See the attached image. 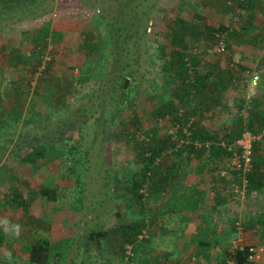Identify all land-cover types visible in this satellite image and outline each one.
I'll list each match as a JSON object with an SVG mask.
<instances>
[{
  "label": "rangeland",
  "instance_id": "rangeland-1",
  "mask_svg": "<svg viewBox=\"0 0 264 264\" xmlns=\"http://www.w3.org/2000/svg\"><path fill=\"white\" fill-rule=\"evenodd\" d=\"M7 1L12 0H0V65L17 62L16 58L24 60L25 55L18 50L19 47L23 50L26 46L28 48L24 42L16 50L6 49L4 40L7 39L5 36L7 29L25 30L43 26L50 28L59 23V37L53 40L48 36L47 46L44 51L41 50L42 63L36 69L37 73H43L41 75L51 73L54 87L44 90L29 85V95L35 88L39 91L38 96H44L46 104L48 103L46 105L41 102L36 105L35 102L32 108L40 114L35 115L38 132L50 134L47 137L52 135V138H56L59 132H64L63 137L67 141H62L60 148L49 150L41 159L23 162L21 157L26 154L25 148L23 144L16 143L19 133L25 128L23 118L28 115L25 113L26 109L16 126H11L9 122V126L3 123L0 128V145L7 146L0 157V193L11 188L15 180L14 175L9 172L11 168L22 171L24 180L21 189L26 197L31 198L30 191L33 189L39 191L45 186L57 189L56 201H51L45 196H32L29 207L32 211H39L42 223H50L53 213L58 212L59 208H67L74 203L80 208L81 215L74 242L65 249L63 259H57L58 255L61 256L60 251H53L56 255L53 256L51 264H103L107 260L109 264H221L216 260V255H222L224 251L233 249L242 241L264 243V228L255 221L259 213H264V192L251 193L247 198L238 196L241 195L239 192L241 189L237 190L236 185L221 181L227 170L221 163L205 161L197 154L191 156L184 154L179 158L166 153L162 157V164L173 167L175 177L171 182L175 184V181H178L177 185L180 188L177 193L184 191L190 199L200 201L201 208L195 209L196 222L189 224L191 217L164 210L165 203L169 204L168 210L171 211L175 207L172 203L181 202L182 198L164 194V197H168L164 202V198L155 199L145 190L142 206L147 228L143 230L146 231L144 239L140 241L135 254L128 259L126 251L122 255V239L116 233H109V236L102 240L103 247L96 240L89 242L87 245L89 251L85 253L84 239L87 232L94 228L95 225L91 226L93 221L98 227L103 226L104 230L110 231L117 225V220H132L138 217V210L129 200L130 193L126 192L125 188L127 180L132 177L138 165L136 151L128 139L132 133L140 139L141 134L135 132L131 125L123 129L116 123L112 124L111 130L105 132V118L101 113L104 106L101 103L103 93L111 89L113 76L119 74L118 69L121 67L118 61L121 48L116 47V43H111L106 31L101 32V26L107 27L106 22L113 20L117 4L121 2L123 4L124 1L16 0L12 3ZM5 2L10 8L4 7L3 10ZM195 13L204 15L217 25L225 24L228 26V32L235 33L227 37L229 48L222 56L209 53V49L207 53L206 41L198 47V51L199 54L206 52L203 57L207 62L216 64V68L219 67L229 73L233 70L238 75H234L235 79L232 78L233 81L228 82L226 88L218 93L219 101L201 118L202 124L214 128L225 121L239 127V122L246 121L249 114L248 106L252 108V102L247 105L249 99H257L264 107V87L249 88L246 79L243 81L242 77L246 70L258 76L264 75L262 14L255 13L251 18L248 12L238 8L237 0H156V5L150 11L149 34L144 35L139 48L140 66L135 68L132 77L124 80L125 90L129 91L130 97H135L142 129H151L155 124L151 115L156 105L154 94L161 91L163 86L160 67L164 56L161 55L160 48L165 53L169 52L171 26L177 18H184L193 23ZM102 15L106 19L105 22L100 19ZM94 42L97 47L91 49L89 45ZM31 63L33 66L34 62ZM35 77L33 73L30 81H36ZM67 81L72 83L70 85L72 93L63 103L61 87ZM241 97L245 99V108L238 112L237 106ZM120 116L123 121H127L126 112L120 113ZM165 121L162 120L160 123L168 126ZM168 130V133L175 132V128L172 127ZM9 137L12 138L10 142L6 141ZM42 146L46 147L47 144ZM68 146L71 148L70 151L66 149ZM19 161H22L20 166ZM200 166L202 169L198 171ZM231 172H226L227 176L224 177H232ZM110 175L116 178L113 180L111 191L106 195L102 207L94 210V205L98 204L97 200L99 201L100 190ZM231 180L233 181V178ZM210 193L218 194L222 203L215 205L213 199L208 197ZM5 208L9 206L0 207V211H4ZM201 210L203 214H200ZM235 215L246 221L242 233L236 240L231 223ZM209 228H217L224 234L229 233L227 238L206 251L209 256L204 258L198 254L201 248L198 241L207 242L212 239L208 232ZM193 237L197 238L194 244L191 240ZM3 247L0 248V264H27L26 249ZM10 250L16 253L11 259L7 256Z\"/></svg>",
  "mask_w": 264,
  "mask_h": 264
},
{
  "label": "trees",
  "instance_id": "trees-1",
  "mask_svg": "<svg viewBox=\"0 0 264 264\" xmlns=\"http://www.w3.org/2000/svg\"><path fill=\"white\" fill-rule=\"evenodd\" d=\"M12 1L14 2L16 0ZM12 1L7 2L12 3ZM122 1H124L123 4L122 2L117 4L118 7L117 11L113 13V20L106 22L107 27L105 25L101 26V32L106 31L111 43H116V47L121 48L120 51L122 53L119 54L118 58L121 66L118 69L119 74L116 77L113 76L111 89L103 93L104 98L101 103L104 106L102 107L101 113L105 118V132L111 130L112 124L116 123L121 125L123 129L131 125L135 132L138 131L141 134H139L140 139L135 133H132L131 138L128 139L129 144L136 151L138 165L135 171H133L132 177L130 176L127 180V187L125 188L127 190L126 192L130 193L129 200L135 206L134 208L138 210V217L132 220H117V225L110 229V231L104 230L103 226L98 227L93 221L91 226H95L92 229L89 227L90 230L86 234L84 245L85 253H88L87 245L89 242L96 240L103 247L102 240L106 239L109 233H116L122 239V255L126 251V258L128 259L131 255L133 256L135 254V251L140 245V241L144 239L143 237L146 231L143 230L147 228L145 212L142 206V200L145 199L143 191H149V195H153L155 199L164 198V202L168 199V197L163 196L164 194L182 198L183 201H175L172 203L175 204V207L171 211L168 210L169 204L165 203L164 210L167 212H177L180 216L191 217L189 224L196 222L197 212L195 209L196 207L201 208L200 201H197V203L193 199H190L185 195L184 191L180 194L177 193L180 188L177 185L178 181H175V184L171 182L175 177L173 167H166L162 164V157L166 153L173 154L179 158H182L184 154H187V156L197 154L203 157L205 161L210 160L215 163H221L227 169L225 170L227 173L232 171L231 173L233 174L232 177L227 178L224 177L227 176L225 172L221 177V181L236 185L237 190L241 189L239 192L243 193L245 198L251 193L264 192V107L260 105L261 103L257 99H249L247 105L252 102V108L248 106L247 110L249 114L247 115L245 123H238L240 125L239 127L232 123L227 124L225 121L219 123L214 128L205 127L202 124L201 118L219 101L218 93L226 88L228 82L235 79L234 75H238L233 70L229 73L228 71L224 72L219 67L216 68V64L207 62L206 58L203 57V55H206V52L199 54L198 51V47L206 41L208 43L207 53L209 49V53L222 56L227 53L226 51L229 48L227 37L235 33H232L233 31L228 32L227 25H217L204 15L195 13L193 14V23L188 22L184 18H177L176 22L171 26L169 52L165 53L160 48L161 55L164 56L162 59L163 63L160 67L163 86L161 91H156L154 94L156 105L152 109L151 115L155 124L151 129H142L135 97H130L129 91L125 90L124 80L132 77L135 68L140 66L141 55L139 54V48L144 35L146 33L149 34L150 11L156 5V0ZM237 2L238 8L241 11L248 12L251 18H253L255 13H260L264 16V0H237ZM4 7L10 8L6 2L4 3L3 10ZM100 19L103 22L106 21L103 15ZM58 27L59 23L57 22L50 28L49 26L25 30L23 28H10L6 30L5 28L7 33L5 35L7 39L4 40L6 49L12 50L14 48L16 50L24 42L27 43L28 48L26 46L25 50H23L19 47L18 50L25 55V61L16 58L18 60L17 62L14 61L12 64L0 65V77L2 80L8 76H11L10 78L14 83L18 81L19 77L32 79L33 73L36 72L37 67L42 63V60H40L43 57L41 50L44 51L46 48L48 36H51L53 40L58 39ZM97 31L99 32L100 28ZM217 35L222 36L226 42V50L222 54H216L211 51L212 43L217 39ZM14 43H17V45L15 46ZM89 47L95 49L97 47L96 42L89 45ZM32 61L34 62L33 66ZM233 65L231 63L232 67H234ZM5 68H10L14 72L7 74ZM21 70H26L27 72L20 74ZM252 75L256 74L246 70V74H242L243 81L246 79L248 84ZM71 84L70 81H67L61 87L63 103L72 93ZM1 86L5 88L6 85H2L1 83L0 88ZM257 87L261 88L264 85H258ZM22 96L25 100L22 102L18 101L13 108L4 112H2V109L6 96L0 99V128L3 123L9 126V122L11 126H16L24 111L22 103L27 101L28 106L26 107L25 113L28 115H25L23 118L25 128L19 133L16 144H23V148L27 150L26 154L21 157V160L23 162H31L35 158H43L49 150L60 148L62 141H65L66 138L63 137L64 132H59L56 138H52V135L47 137L50 134L38 132V123H36L35 115L40 114L36 113L32 108L35 106V102L36 105L41 104V102L46 104V98L44 96L41 97L35 93L29 95V88L22 91ZM244 101L245 99L241 97L237 106L238 112H241L245 108ZM123 112L127 114V121H123L120 116V113ZM28 116L29 118L27 119ZM162 120H166L165 122L168 126L165 123L161 124L160 121ZM169 127L175 128V132L168 133ZM244 131L251 132L254 135H261L253 143L251 163L247 170L243 169V161L240 156L241 150L236 145V141ZM11 140V137L6 139L8 142ZM32 143H38L39 146L30 151L28 145ZM40 144H47V146L44 147ZM6 148L7 146L0 145V157L4 154ZM66 149L70 151L71 148L68 146ZM234 154L238 155L236 161L240 163V166L233 162ZM22 161L18 162L19 166L22 164ZM201 169L202 166L198 168V171H201ZM9 172L14 175L15 180L11 188L4 189L0 193V207H4L5 205L9 206L4 211H0V220H9V215L18 218L24 214L29 209L33 195L35 197L38 195L45 196L51 201H56L57 189L49 186H45L39 191L33 189L30 191L31 198L26 197L21 189V184L24 180L22 171H15L10 168ZM231 178H233V181ZM113 180H116V178H114V175H110V178L104 183L103 188L100 190L99 201L97 200L98 204L94 205V210L102 207L106 195L111 191ZM31 212L39 213V211L35 210H31ZM200 214L203 213L200 212ZM80 215V208L75 203L71 206L69 205L67 208H59L58 212H54L48 235L41 236L33 241V243H30V245L25 244L27 247L25 248L26 263L51 264L53 256L56 255L53 254V251H60L61 256L58 255L57 259H63L65 249L75 240ZM116 216L115 218H117ZM92 218L94 219L95 217L92 216ZM238 220L242 228L238 235L240 236L246 225V221L242 220L239 215H235L231 221L234 234L236 233L235 222ZM255 221L259 226L264 228V213H259ZM208 230L212 239L207 242L198 241L201 247L199 248L198 254L204 258L209 256L206 251L227 238L229 233L225 232L224 234L223 231H219L217 228H209ZM238 236L234 235L235 240ZM195 239L197 238H191L192 244L195 243ZM4 242H6V235L4 229L0 227V248H4ZM14 244L17 243L11 242L5 248L11 249ZM13 251L10 250L11 256L16 255ZM210 256L212 255L210 254ZM216 256V260L220 261L221 264H264V243L242 241L240 245L234 246L233 249L224 251L222 255ZM103 264H109V261L107 260Z\"/></svg>",
  "mask_w": 264,
  "mask_h": 264
},
{
  "label": "crops",
  "instance_id": "crops-1",
  "mask_svg": "<svg viewBox=\"0 0 264 264\" xmlns=\"http://www.w3.org/2000/svg\"><path fill=\"white\" fill-rule=\"evenodd\" d=\"M7 74H12V69L5 68ZM3 69V70H5ZM22 72L26 73V70H21L20 74ZM43 73H37L35 72V80L34 82L30 81V79H26L24 77H19L17 82H13L11 80V76L6 77L4 80L0 77V84L6 85L5 88H0V99H3V97L6 96V99L3 104L2 112L8 111L9 109L13 108L17 104L18 101L22 102L25 100V98L22 96V91L27 90L29 88V85H35L37 88H43L44 90L52 89L54 87L53 81L51 80L52 77H50L51 73H44L45 75H41ZM7 81V82H5ZM32 93L38 94L39 91L35 88L32 90ZM22 107L26 109L28 106L27 101L25 103H22ZM41 145V144H40ZM28 149L32 151L34 148L38 147V143H32L28 145ZM42 146V145H41ZM25 147V146H24ZM27 151V150H25ZM224 172V171H222ZM218 190V187H217ZM207 197V196H206ZM209 198L213 199L215 205H219L221 202V198L218 194H211L208 195ZM236 198V197H235ZM218 208V207H216ZM30 209V207H29ZM27 210L24 214H22L20 217L15 218L14 216H9V222L10 223H19L22 227V231L19 237L16 238H7V241L4 242V246L10 244L11 242L17 243L14 244L13 248L21 250L22 248H27L26 245H30V243H33L36 239L40 238L41 236H47L48 231L50 230L51 223H42L40 220L41 215L39 216V213L31 212V210ZM203 210V209H202ZM201 210V212H202ZM203 213V212H202ZM3 228V227H2Z\"/></svg>",
  "mask_w": 264,
  "mask_h": 264
},
{
  "label": "built area",
  "instance_id": "built-area-1",
  "mask_svg": "<svg viewBox=\"0 0 264 264\" xmlns=\"http://www.w3.org/2000/svg\"><path fill=\"white\" fill-rule=\"evenodd\" d=\"M226 50V42L224 38L220 35H217V39L212 43L211 46V51H213L216 54H222ZM258 85H264V76L259 77L256 75H252L248 81V86L249 87H257ZM261 137V135H254L251 132L244 131L240 138L236 141V145L239 147V150H241V159L243 161V169L247 170L250 167L251 163V155H252V148H253V143L255 140H258ZM238 155L234 154V163H237L238 166H240V163H238L237 160ZM236 161V162H235ZM238 196H243V193ZM235 229L236 233L235 236L239 235L241 231V223L240 221L235 222Z\"/></svg>",
  "mask_w": 264,
  "mask_h": 264
},
{
  "label": "clouds",
  "instance_id": "clouds-1",
  "mask_svg": "<svg viewBox=\"0 0 264 264\" xmlns=\"http://www.w3.org/2000/svg\"><path fill=\"white\" fill-rule=\"evenodd\" d=\"M0 226L3 227L5 235L10 238L19 237L22 231L19 223H10L8 219L0 220ZM7 256L11 259L10 253H7Z\"/></svg>",
  "mask_w": 264,
  "mask_h": 264
},
{
  "label": "water",
  "instance_id": "water-1",
  "mask_svg": "<svg viewBox=\"0 0 264 264\" xmlns=\"http://www.w3.org/2000/svg\"><path fill=\"white\" fill-rule=\"evenodd\" d=\"M124 86H126V82L124 83Z\"/></svg>",
  "mask_w": 264,
  "mask_h": 264
}]
</instances>
